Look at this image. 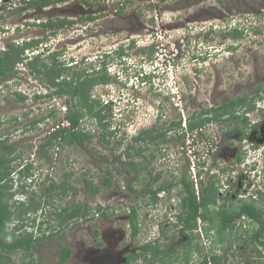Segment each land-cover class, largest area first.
I'll return each mask as SVG.
<instances>
[{"label":"rangeland","instance_id":"1","mask_svg":"<svg viewBox=\"0 0 264 264\" xmlns=\"http://www.w3.org/2000/svg\"><path fill=\"white\" fill-rule=\"evenodd\" d=\"M29 12L35 14L31 27L24 21L19 26L14 23ZM46 18H67L74 23L55 32L39 24ZM122 23L125 29L120 28ZM230 25L245 29L243 36L236 38L228 32ZM257 28L261 31L256 32ZM25 41L41 42L29 53L36 56L40 51L41 62L50 64V55L57 53V61L68 67L61 74L67 81L76 78L78 72L86 78L103 70L107 76V81L96 84L92 91L106 118L100 122L85 115L79 129L89 132L91 138L80 145L57 142L46 150L49 158L40 153V146L57 129L70 125L66 118L76 110L77 96L56 94L58 87L30 73L27 61L17 65L14 77L0 76V138L8 140L4 148L0 146V155L12 158L14 190L23 184L28 191L17 192L12 201L34 195L45 202V207L27 214L30 230L38 231L44 220L42 230L47 231L32 250L34 264H92L93 257L100 258L101 248L109 250L112 242L115 248L111 251L118 254L126 247L137 249L146 243L155 246L156 240L164 254L171 248L177 250L166 264H200L206 254L223 256L220 264L263 261L250 249L252 242H247V248L238 247L245 232L238 237L227 230L223 241L216 229H209L200 239L201 251L193 249L185 262L183 243L188 238L182 234V223L163 225L166 216L162 213L171 210L174 200L160 199L153 206L147 190L179 182L174 181L185 173L192 179L198 176L200 181L198 173L205 169L199 162L205 157L208 172L212 163H217L216 168L227 165L218 154L231 140L227 133L233 128L232 122L211 120L202 129H187L190 119H199L203 111L227 101L245 96L253 103L257 101L255 90L264 89V0H0V49ZM118 47L125 57L118 53L111 56V52L106 56L105 51ZM74 56L85 60L72 66L69 62ZM17 93L25 99L20 100ZM179 121L183 131L168 128ZM154 127L158 133L168 128L165 136L148 147L134 141L136 135ZM182 132H187L186 136L178 138ZM141 145L147 147L142 154L137 152ZM6 147L14 149L12 154ZM131 160L135 169L129 166ZM27 163L33 165L32 175L21 178L20 170ZM158 173L160 178L156 180ZM106 176L112 178V185L103 184ZM87 180L101 187L98 194L90 191ZM53 181L71 185L77 193L71 188L67 195H61L59 189L50 193V199L45 198L43 192ZM173 190L180 192L179 185ZM86 203L90 216L59 226L56 211ZM133 206L138 215L136 236L130 222ZM98 207L106 209L108 216H103ZM175 209L182 212L178 206ZM95 228L100 232L97 236L93 234ZM104 233H109L108 239ZM117 235H121L120 241H115ZM65 246L72 249V254L61 261V248ZM12 256L13 261L22 263L23 253ZM138 261L149 262L145 258Z\"/></svg>","mask_w":264,"mask_h":264},{"label":"trees","instance_id":"2","mask_svg":"<svg viewBox=\"0 0 264 264\" xmlns=\"http://www.w3.org/2000/svg\"><path fill=\"white\" fill-rule=\"evenodd\" d=\"M41 3H44L41 2ZM56 25V22L53 23L50 21L47 23V25L53 26ZM261 29L257 28L256 32H260ZM235 35L242 37L244 34V29L239 28L235 30ZM28 44L25 46L20 45H14L10 50H1L0 51V76L6 77L12 75L15 70V66L18 62L22 61L24 59V52L27 48ZM57 53H54L51 55L52 58V64H48L45 62H41L40 55L37 56V58L32 63L33 70L38 74H43L42 76L45 77V79L52 85H58L57 78L64 73L67 68L63 67L57 62ZM39 61L41 63H39ZM107 76L105 74H102L100 76H96L94 78H83V73L78 72L76 78H73L72 81L65 80L62 82L63 93H72L73 96H77V102L75 103L76 110L74 112H70L68 116V120L71 124V126L63 127L60 129H57L53 136L47 140L45 143H43L40 146V153L44 154V156H47L49 158V155L46 154V150L51 148L53 145H55L57 142L60 143H67L70 145H80L85 140L90 139V133L85 131L84 129H79V126L81 124V120L85 115H90L95 118H98L100 122H103V120L106 118V114L102 112V108L99 107V102L96 101V99L92 98V96L89 93V89L91 85L103 83L107 81ZM75 79H77L78 83H76ZM67 86V87H65ZM19 95L20 100H24L25 96L22 93H17ZM246 103L245 97H240L236 99H232L230 101L225 102L223 105H220L219 107H215L213 109H209L206 111H203L200 115L199 119H194L189 121L188 125V131H195L198 129H202L207 122H210L211 120H220L222 117H224L225 114H230L229 119L233 118V105L236 103ZM86 110V111H85ZM203 116V117H202ZM105 125V124H104ZM169 129H181L184 130L182 127V122H172ZM164 130V132H156L158 131L157 127H154L152 129L147 130L145 133H140L134 137V141H140L141 139H149V141H155L156 139H159L160 137H164L167 129ZM110 134H113V132H109ZM187 132H182L181 135L178 138H183L186 136ZM103 139L106 142H109V139H107L106 135H103ZM8 140L7 139H1L0 138V146L3 148L6 146ZM5 150L9 152V154H12L13 148L6 147ZM144 148L142 146H139V149L137 152H142ZM129 156H132V153H128ZM12 161V158L9 156L7 157L6 154L0 155V264H34V253L33 248L36 245V243L41 239L45 238L47 236V231L45 230L43 232L42 226L45 224V221L42 220L39 223V229L38 231L35 229H29L28 223L29 218L27 217V214H33V211L38 210L39 208L45 207L44 201H42V197L38 199L34 195H31L27 200H15L12 201L15 194L21 193L25 194L27 191L26 185L21 184L18 189L14 190V180L12 173L14 171V168L12 165H10ZM31 163L25 164L21 172V178L22 177H29L32 175ZM129 166L133 169H135L136 164L135 161L131 160L129 161ZM156 180L160 178V174H158L156 177ZM21 181H23L21 179ZM87 187L90 189V191L96 195L100 192V186L94 185L91 181H86ZM184 187L187 188L190 192V195L188 199L184 200V206L188 207L187 209V216L181 215L180 220L181 223H184L187 228L193 229L197 227V216L198 211L201 206V202H198L197 195L195 193L194 187L192 186V182H189L186 177H183L181 180ZM113 180L111 177H107L104 180V185H112ZM73 188L71 185H66V183H58L56 184L54 181L51 183V186L46 189L45 192H43V195L45 198L50 199V193L54 192L55 190L61 189V195H67L68 190ZM166 188L163 185L156 188V189H148L147 191L150 192L153 202L155 203L158 199L157 193L163 189ZM74 193H77V190L75 188ZM132 189V188H131ZM49 190V191H48ZM134 190V189H132ZM49 192V193H48ZM53 195V194H52ZM208 200V198L206 199ZM49 202V201H48ZM204 204L207 202L204 200ZM100 211H102L103 216H108V213L105 211L106 209H103L102 207L97 208ZM257 210L254 207L248 208V206H243V212H248L249 214L255 213ZM241 212L236 213H229L226 212L227 217L225 218V221L220 224V236L221 240H225L226 236V228L231 227L233 229L234 224L233 223V217L236 214H240ZM55 219L58 221V224L60 227L69 225L74 219L79 217H88L90 216V207L88 203L82 205H75L73 208L70 207H62L60 211H56L55 213ZM137 209L135 206L131 209L130 214V222L131 227L133 229V235L136 236L139 232V228L137 226ZM16 221L14 226L12 227V223ZM217 224L214 220H212V223L207 225V229H211L213 227H216ZM41 230V231H40ZM257 237V235H256ZM195 237H190L188 240H185L183 243V246L185 247V251L183 253L184 255V261H188L190 259V253L193 249H196L197 251H201L202 244L200 239H198V242H195ZM252 241L258 242V239L253 238ZM261 241V240H260ZM260 243H264V241H261ZM255 249L260 253L262 256V252L258 250L257 247ZM149 250V251H148ZM17 252L23 253V260L22 263L13 261V254H16ZM150 252L148 255L147 253ZM177 250L172 249L169 250V252H166L164 254L163 251L158 249V246H154L152 243H148L144 245V252L143 256L145 259L149 260V264H154L155 261L160 260L161 264H166V260L168 257L176 253ZM164 254L161 256V254ZM72 254V249L70 247H62L61 248V261H67L69 257ZM27 257H33L31 261H27ZM220 259L216 254L208 255L206 254L205 257L201 260L200 264H220ZM260 264H264V262L259 261Z\"/></svg>","mask_w":264,"mask_h":264},{"label":"flooded vegetation","instance_id":"3","mask_svg":"<svg viewBox=\"0 0 264 264\" xmlns=\"http://www.w3.org/2000/svg\"><path fill=\"white\" fill-rule=\"evenodd\" d=\"M34 15L35 14H32L31 12L26 13L23 18L20 17V19L14 23H18L16 25L19 26V24L24 21L25 23L23 24L24 25L27 24V27L29 28L33 24L32 18ZM90 19H94V18L90 16ZM50 21H52L53 23L56 22V25L54 24L53 26L49 27L47 23H49ZM73 23L74 21H70L67 18H59V19L46 18L43 19L42 21L39 20V24L42 27H44L45 29L49 28L50 31H55V32L58 29H63L68 26H71ZM120 28L125 29L126 25L122 23L120 25ZM236 29H239V27L235 28L234 26L230 25V28L227 30L228 32H232V35H234V37L240 38V36L234 34ZM30 39L31 38L29 37L28 40ZM30 43L31 42L29 41H25L23 45H20V46H25L26 44H28L27 48L25 49L26 54L24 53V59L16 64L14 68L15 72L11 75V77H14L16 75L17 70H19L17 65L23 63V61H27L29 65L30 73L32 72L33 74L40 76L43 75L36 73L32 68V63L37 58V56L41 54L40 51H38L36 56L29 55V53L32 52L31 49L38 48L41 42L38 43L36 42L33 44ZM13 44L15 45V43L12 44L9 43V47L7 48V50H10L13 47ZM76 46H79V42L78 45ZM47 47L48 46H46V48ZM231 47L234 48L233 46ZM109 52H111L112 54ZM123 52L124 51L123 50L121 51L120 47L116 48L114 51L111 50L105 51L107 57H110V54L111 56H113V54L115 53H118L122 57H125L126 55ZM41 57L42 55H40V60ZM87 58H90V56H88ZM70 60L71 61L69 63H71V65L73 64L72 66H74L75 64L76 65L81 64L85 60V58L79 59V58H75L74 56L70 58ZM57 62L59 63V61ZM52 63L53 62H51L50 64ZM59 64L62 65V63ZM105 73L106 72L103 70L95 71L94 73L88 75L87 77L94 78L96 76H100ZM56 80L59 83L58 85H55L58 87L56 89V94H63L64 87H62L63 85L62 82L65 79L62 78V75H60ZM32 84L34 85L35 83L33 82ZM95 85L96 84L91 85L89 89V93L92 96V98H93L92 91ZM263 91H264L263 87H259L255 90L253 96H256L255 98L257 99L258 102L264 101ZM49 94L51 95V93ZM67 94L72 95V93H67ZM245 99H246V103L243 104L237 102L236 104L233 105L232 109L234 114L232 119L228 118L230 117V114H225L224 117L220 119L221 122H229V123L232 122L233 124L232 130H230L227 133L230 136L231 140L227 141L225 145L222 147L224 152L219 151L220 153L218 154L220 158L223 157L227 165L226 166L220 165V167L218 165L217 166L218 168H216L215 166L217 163L216 162L215 164L212 163L213 166L211 167L212 171L208 172L206 167L208 163L206 162L207 158L205 157L203 158L204 161L199 162V164L202 165L201 169H205V171H203L202 173H198V175L201 174L200 181H198L197 174H195V177L197 176L196 177L197 179H192L191 176L188 175V173L187 174L185 173L180 177H178L177 179H175L174 181V182L176 181L179 182L170 183L166 188L161 189L157 193V197H158V199L156 200L157 202L154 203L153 199L152 202H153V206L155 205L157 206V204L159 203L158 200L160 199L163 200L167 198L166 202H171L172 200L176 201L177 204H175L174 201L173 203H171L170 205L171 210L166 211L164 214L162 213V216L163 215L166 216V221H164L166 223L163 225L164 226H166L167 224L175 225V223L177 224L179 223L181 225L180 223L182 222L180 220L181 215L187 216V209H188V207L184 206V200L188 199L190 195L189 190L185 188L183 183L181 182L183 177H186L189 182H192V186L194 187L198 202H201V206L197 216V227L193 229H189L184 223H182V230H181L182 234H185L188 239L190 237L201 239L203 235L207 233V231L209 230L206 228V226L211 224L212 220H214L217 226L211 228L210 230L216 229L217 236L220 237L222 234H220L219 226L221 223H223V221H225V218L227 217L226 212L238 213L242 211V213L236 214L233 217V223H235L233 229L231 227H227L225 232H227V230H230L233 234H235L238 237H241V234L245 232L246 236L244 237L243 244H239L238 247L247 248L248 247L247 242H252L254 246L253 248L250 247L249 248L252 251L256 252L259 260L263 258V261L261 262H264V243L263 244L260 243L261 241H264V102L263 104H256L257 101L253 103L250 101L251 99H248V96H245ZM66 120L69 122L68 117L66 118ZM68 126H71V124ZM158 140L159 139H156L155 141H149V139L147 140L141 139L138 142L144 143L148 147L149 144L157 142ZM146 145L143 146L141 145L144 148V150L147 149V147L145 148ZM144 150L142 152H144ZM142 152H140V154H142ZM219 169L220 172L218 173ZM203 180L204 181L206 180L205 183H203L204 182ZM199 182L201 184L198 186ZM177 185H179L180 187V192L173 190V188H175ZM207 198L208 200H206ZM204 200L207 202L206 204H204L203 202ZM234 201H237L236 205H233ZM228 203L229 204L231 203V206H229ZM245 205L248 206V208L254 207L257 211L253 214H249L248 212H243V206ZM177 206L181 208L182 212L179 213L176 211L175 208ZM164 226H162L161 230L164 229ZM116 233H118V231ZM93 234L95 236L99 235L100 234L99 229L95 228ZM103 237L105 239H108L109 233L106 234L104 233ZM120 237L121 235H117L115 237V241L116 240L120 241ZM253 238L258 239V242L254 243L252 241ZM153 242L155 244L157 243L155 246H158L159 249L160 248L159 241L156 240ZM98 244H101V242H98ZM146 244L139 245L137 249H130L129 247H126L124 250L119 249L121 251L118 250L120 253L117 254L115 251H111V249L115 248L114 246L115 242L114 243L112 242L109 246V250L108 248L105 247L104 249L101 248V252L99 254L100 258H98V256L93 257L94 261L92 264H140L138 258L139 259L144 258L143 252H144V245ZM255 247H257L258 250L262 252V256L255 249ZM172 249L173 248H171L170 250ZM167 252H169V250Z\"/></svg>","mask_w":264,"mask_h":264},{"label":"clouds","instance_id":"4","mask_svg":"<svg viewBox=\"0 0 264 264\" xmlns=\"http://www.w3.org/2000/svg\"><path fill=\"white\" fill-rule=\"evenodd\" d=\"M237 27L241 28L240 26H237V25H236V27H235V28H237ZM1 50H3V49H0V51H1ZM4 50H7V49H4Z\"/></svg>","mask_w":264,"mask_h":264}]
</instances>
